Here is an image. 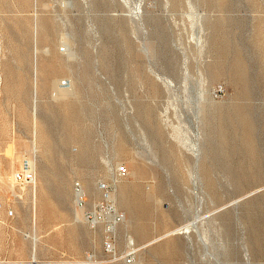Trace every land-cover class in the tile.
Here are the masks:
<instances>
[{
  "label": "rangeland",
  "instance_id": "374dc122",
  "mask_svg": "<svg viewBox=\"0 0 264 264\" xmlns=\"http://www.w3.org/2000/svg\"><path fill=\"white\" fill-rule=\"evenodd\" d=\"M0 264H264V0H0Z\"/></svg>",
  "mask_w": 264,
  "mask_h": 264
},
{
  "label": "built area",
  "instance_id": "2783aa9c",
  "mask_svg": "<svg viewBox=\"0 0 264 264\" xmlns=\"http://www.w3.org/2000/svg\"><path fill=\"white\" fill-rule=\"evenodd\" d=\"M127 173V169L124 166L118 167L117 174L118 176L122 177L125 176ZM14 179L16 183L24 186H31L35 184L36 181V172L35 169L27 164L22 170L16 171L14 173ZM81 188L80 185H77V189ZM84 197H81L80 204L84 202Z\"/></svg>",
  "mask_w": 264,
  "mask_h": 264
},
{
  "label": "bare ground",
  "instance_id": "6f19581e",
  "mask_svg": "<svg viewBox=\"0 0 264 264\" xmlns=\"http://www.w3.org/2000/svg\"><path fill=\"white\" fill-rule=\"evenodd\" d=\"M238 82V81H237ZM174 86V85H173ZM181 96V95H180ZM73 113V112H72ZM42 134H44V133H42ZM81 191L79 190V192L77 193V195H78V202H79V204H80V199H81V193H80ZM95 220V219H94ZM93 220V221H94ZM191 225V224H190ZM193 227V226H192ZM188 229L187 230H189L190 229V227H187ZM194 230H195V228H193ZM192 230V229H191ZM185 231V230H184ZM207 240V239H206ZM190 241V240H189ZM201 241V240H200ZM203 243V242H202ZM205 247H207L206 245H205ZM131 255L132 254H129V256L128 257H131ZM134 257V256H133ZM133 260H134V258H133Z\"/></svg>",
  "mask_w": 264,
  "mask_h": 264
}]
</instances>
